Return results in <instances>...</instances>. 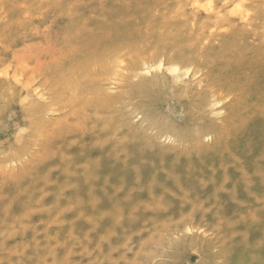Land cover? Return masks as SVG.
<instances>
[{"label":"rangeland","instance_id":"374dc122","mask_svg":"<svg viewBox=\"0 0 264 264\" xmlns=\"http://www.w3.org/2000/svg\"><path fill=\"white\" fill-rule=\"evenodd\" d=\"M0 82V264H264V0H0Z\"/></svg>","mask_w":264,"mask_h":264},{"label":"bare ground","instance_id":"6f19581e","mask_svg":"<svg viewBox=\"0 0 264 264\" xmlns=\"http://www.w3.org/2000/svg\"><path fill=\"white\" fill-rule=\"evenodd\" d=\"M24 3V2H23ZM64 8V7H63ZM26 9V8H25ZM28 9V8H27ZM68 9V8H67ZM61 10V9H60ZM64 10V9H63ZM69 10V9H68ZM67 12V11H66ZM64 13H65V11H64ZM64 15V14H63ZM60 17V16H59ZM66 18V17H65ZM69 22H67V24H68V27H66V28H68V31H67V34L65 35L67 38H65V39H67L68 40V43H70L71 44V42H72V44L74 45V44H77V42H79L80 40H81V38L83 37V35L85 34L84 33V30H83V28H80V18H78L77 17V15H73V16H70L68 19H67ZM66 20V21H67ZM83 20V19H82ZM64 21V20H63ZM59 25V24H58ZM71 25V26H70ZM74 25V26H73ZM66 26V25H65ZM61 27V26H60ZM64 27V26H63ZM14 28H16L15 27V25H14ZM15 30V29H14ZM62 32V31H61ZM20 33V32H19ZM72 35V36H71ZM3 36V35H2ZM63 36V35H62ZM60 38V37H59ZM70 46V45H69ZM93 48H95L94 46L93 47H91V46H88V47H86V49L87 50H92ZM75 50H79V47L78 46H75ZM79 63V61H76V62H71L70 63V65L72 66V65H76V64H78ZM166 65V64H165ZM178 66H175L174 68H173V70H175L176 72H177V70H178ZM148 70V69H147ZM6 73V72H5ZM185 73H188V72H185ZM184 73V74H185ZM11 75V74H10ZM8 76V75H7ZM6 78V77H5ZM15 78V77H14ZM14 80H16V79H14ZM18 81V80H17ZM6 84V83H5ZM10 85V84H9ZM9 89V88H8ZM6 89L3 87V85L1 84V82H0V103L3 105V108H5L6 106H15L16 108H19L20 110H21V114H27V112H28V114H29V111L31 112V111H33V110H38L39 109V105H37L35 102L34 103H31V106H26V107H21V103L23 102V100H24V98L22 97V96H20V91H19V94H15L14 95V97H10L9 95H7L6 94V91H5ZM158 95H160V94H158ZM184 97V96H183ZM163 98V97H162ZM182 98V97H181ZM154 100H155V98H153ZM164 99V98H163ZM153 100V101H154ZM181 100V99H180ZM184 100V99H183ZM105 102V101H104ZM108 102H110V101H108ZM155 102V101H154ZM153 102V103H154ZM163 102H164V100H163ZM181 102V101H180ZM184 103H185V101H183ZM157 103V102H156ZM159 103V102H158ZM183 103V104H184ZM187 103V102H186ZM106 104V103H105ZM165 104V103H164ZM157 106H158V104H156ZM97 106H98V104H97ZM21 107V108H20ZM159 107V106H158ZM41 108V107H40ZM75 108V107H74ZM155 108V107H154ZM18 109V110H19ZM85 110H86V108H85ZM157 110H159L158 108H157ZM163 111V110H162ZM166 111V110H165ZM13 112V111H12ZM97 112V111H96ZM101 112V111H100ZM3 113H5V112H3ZM35 113V112H34ZM40 113H41V111H40ZM98 113V112H97ZM165 113V112H164ZM37 114V113H36ZM5 115H7V114H5ZM39 115V114H38ZM85 115V114H84ZM167 116V115H166ZM3 117V116H2ZM102 118H104V117H102ZM110 118V117H109ZM3 119V118H2ZM1 120V119H0ZM76 120V119H75ZM95 121V120H94ZM97 121H98V119H97ZM59 122V121H58ZM68 122H69V120H68ZM97 123V122H96ZM103 124V123H102ZM108 124V123H107ZM3 126V125H2ZM100 126H102V125H100ZM104 126H106V125H104ZM117 127L119 128V127H121V126H118L117 125ZM117 127H113L115 130H117ZM68 128V127H67ZM1 129V128H0ZM58 129V128H57ZM62 129V128H61ZM36 131H37V129H35ZM64 130H66L65 128H64ZM135 131V130H134ZM136 132V131H135ZM110 133V132H109ZM112 134V133H111ZM110 134V135H111ZM138 134V133H137ZM109 135V134H108ZM121 135H123V134H121ZM118 136V135H117ZM127 136H128V134H127ZM134 136V135H133ZM132 135H131V137H133ZM139 136V135H138ZM33 137H35V136H33ZM129 137V136H128ZM136 137V136H135ZM135 137H133V138H135ZM126 139V138H125ZM136 139H138V137L136 138ZM108 140V139H107ZM119 140H120V138H119ZM121 141V140H120ZM119 141V142H120ZM124 142V141H123ZM126 147V146H125ZM120 149H121V146H120ZM128 149V148H127ZM125 150H126V148H125ZM125 150H123V151H125ZM93 168V167H92ZM89 172H90V170H89ZM94 172V171H93ZM89 174V173H88ZM94 174H96V173H94ZM91 175H92V178L93 177H95L93 174H92V172H91ZM91 175H88V176H91ZM88 179V178H87Z\"/></svg>","mask_w":264,"mask_h":264}]
</instances>
